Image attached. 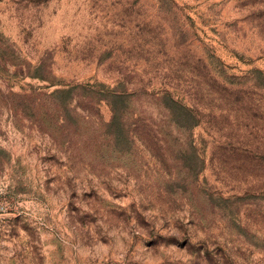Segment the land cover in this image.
Returning a JSON list of instances; mask_svg holds the SVG:
<instances>
[{
  "label": "rangeland",
  "instance_id": "374dc122",
  "mask_svg": "<svg viewBox=\"0 0 264 264\" xmlns=\"http://www.w3.org/2000/svg\"><path fill=\"white\" fill-rule=\"evenodd\" d=\"M0 264H264V0H0Z\"/></svg>",
  "mask_w": 264,
  "mask_h": 264
}]
</instances>
